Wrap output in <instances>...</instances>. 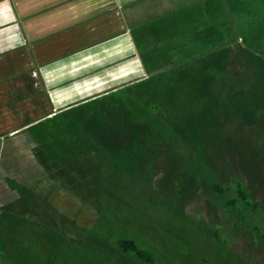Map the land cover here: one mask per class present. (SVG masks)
I'll return each instance as SVG.
<instances>
[{
  "label": "rangeland",
  "instance_id": "rangeland-1",
  "mask_svg": "<svg viewBox=\"0 0 264 264\" xmlns=\"http://www.w3.org/2000/svg\"><path fill=\"white\" fill-rule=\"evenodd\" d=\"M223 43L230 49L225 44L218 51ZM236 44L253 51L249 73L231 72L234 63L226 61L239 54ZM143 47L146 56L151 51L154 58L164 57L166 63L152 67L211 52L204 64L183 72L181 88L190 107L221 70L247 77L251 85L225 105L206 103L205 109L215 108L213 115L207 110L204 117L176 118L188 137L162 118L144 117V108H133L147 140L138 146L134 137L118 150L103 137L116 155L102 156L97 142L71 160L65 154L64 160L52 158L31 137L10 148L4 144L0 264H264V0H218V6L209 1L205 19L191 30ZM85 114L73 117L87 133L85 127L94 130L98 120L89 122ZM63 125V119L46 121L40 133L61 137ZM235 176L258 201L256 209L242 201ZM121 239H132L154 260L123 250Z\"/></svg>",
  "mask_w": 264,
  "mask_h": 264
},
{
  "label": "crops",
  "instance_id": "crops-1",
  "mask_svg": "<svg viewBox=\"0 0 264 264\" xmlns=\"http://www.w3.org/2000/svg\"><path fill=\"white\" fill-rule=\"evenodd\" d=\"M209 1L218 6V0H0V150L31 137L56 160L87 151L97 141L74 114L111 97L143 109L128 90L147 77L140 49L191 30L205 19ZM152 54L150 64L166 63ZM56 119L64 120L61 137L40 133Z\"/></svg>",
  "mask_w": 264,
  "mask_h": 264
},
{
  "label": "trees",
  "instance_id": "trees-1",
  "mask_svg": "<svg viewBox=\"0 0 264 264\" xmlns=\"http://www.w3.org/2000/svg\"><path fill=\"white\" fill-rule=\"evenodd\" d=\"M225 44H219L218 51L226 50L223 47ZM226 46L229 50L230 46L227 44ZM234 48H238L240 52L238 55L226 60L229 65L234 63L236 71L234 70L231 72H251L253 68L249 59L253 57V51L250 50V53L249 50H246L239 44H236ZM208 49L210 48H207V50ZM142 50L140 49V52ZM143 53L144 52L141 53V58L147 77L129 85L128 90L129 92H132V95L133 97L135 96L134 98L136 100L143 102L141 104L143 105L142 107L144 108V113H146V115H143L144 117L153 116L154 118H162L166 122H169V124L177 132L182 134L183 137H188V133L181 130L176 123V118L182 119L181 117L184 114L185 116L191 115L192 118L195 114H199L204 117L207 110L210 111L211 115H213L215 108L207 107L205 109L204 105L206 103L217 100L218 104L225 105L233 97L232 95L235 94L236 91L241 89L247 90L251 85V82H249L251 79L248 80L247 77L243 79V76H236V74L230 76L232 74H228L227 70H221L220 73H218V75L213 79L212 84L210 86L208 85V91L199 96L201 99L194 98L190 107V105L187 104V95L181 88V84L183 82V72L191 66L197 67L203 60L207 61V59H210L208 54H211V52L208 50L206 52L202 51L200 54H189L181 59H178L177 61L179 62L177 63L156 67H152V64L146 60V55ZM216 87L218 90H216ZM199 100L202 103H200V105L197 104ZM193 109H196V111H193ZM189 111H192V113H189ZM82 112L84 114L86 112L85 115L89 122L91 118L98 120V126L94 127L95 129L98 128L97 130L88 129L86 127L85 129L89 136H93L95 140L112 155H116L117 152L104 141V138L111 140L113 142L112 145H118V150H125L128 146H130L132 142L131 140L134 137L138 146L142 144L141 141L147 140L146 129L143 128L142 124L137 123L132 118V115L134 116L137 113L121 98L111 97L109 99H97L93 110L89 108L86 109V111L83 110ZM138 114H141V112H138ZM109 115L110 117L108 118ZM117 115H119L120 118H118ZM174 129L173 132H175ZM101 133L102 135H100ZM214 135H216V132H213V135L211 136ZM221 135H224V133L221 132ZM151 144H154L153 140L150 142V145ZM254 148V146L251 148L252 152H254V154L259 153L256 152ZM143 151L144 149H141V152ZM222 161L224 162V167H229V163L226 159H223ZM222 184L223 183L218 181V185ZM233 185L237 186L242 201L246 202L248 205H254L256 209L258 201L251 198L249 195L251 194L248 190L249 188L246 187L243 180H241L240 177L235 176ZM118 245L123 250L131 249L135 257L140 258L145 262L154 260V254L152 252L140 248L132 239H121Z\"/></svg>",
  "mask_w": 264,
  "mask_h": 264
}]
</instances>
